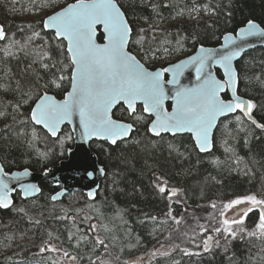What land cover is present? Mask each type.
<instances>
[{"label":"trees","instance_id":"16d2710c","mask_svg":"<svg viewBox=\"0 0 264 264\" xmlns=\"http://www.w3.org/2000/svg\"><path fill=\"white\" fill-rule=\"evenodd\" d=\"M72 1L0 0V24L7 33V39L0 41V85L8 89L0 87V112L5 113L0 116V162L7 171L23 168L42 171L63 158L72 145V140H65L61 147L56 137L26 120L31 100L18 111L13 108L21 99L18 83L27 91V85L35 83L37 77L43 78L41 84L51 78L54 70L41 67L43 54L49 52L51 62L61 59L57 48L60 41L53 39V32L43 29V17L20 19L18 15L51 12L53 7L47 6L50 2L56 10ZM118 3L135 31L145 30L141 33L145 37V50L160 49L159 59L142 60L149 68L174 62L201 44L215 46L223 34L234 32L249 19L264 28V0H118ZM152 5L157 7L153 9ZM194 6L199 11L190 14ZM181 10L183 15H177ZM162 41L168 43L161 45ZM165 47L168 53L163 52ZM3 49L14 55L5 56ZM132 50L136 51V46ZM43 62L50 61L45 57ZM235 68L237 94L254 102L252 113L264 123V50L256 47L246 51ZM49 93L57 98L63 96V91L54 87ZM141 109L138 105L137 113L145 119L135 124L125 140H118L115 145L90 142L104 169L94 199L76 190L51 200L57 187L43 180L36 196L23 199L16 192L11 206L0 208V264H52L53 260L66 264L58 256L62 252L40 251L48 245L82 256L79 264H91L89 257L96 264L100 261L127 264L129 258L150 248L174 223L169 213L178 217L188 203L197 205L205 199L264 193V129H257L240 113L228 115L219 120L214 130L212 150L199 153L189 134L159 137L149 134V117ZM113 114L114 118L133 122L122 104ZM237 116L241 117L239 121ZM69 134L68 126L64 125L58 136L63 139ZM164 182L181 193L171 198L161 193L156 185ZM190 212L202 215L198 208ZM66 216L74 218L75 223L73 219H65ZM249 216L250 222H254L255 217ZM90 224L97 225L95 235L105 240L107 251L102 246L93 251L90 240L81 241L76 247V239L93 235L87 231ZM69 232L76 239L69 241ZM190 250L200 254L185 255L175 248L153 253L140 264H264V239L255 237L235 241L230 249L218 253Z\"/></svg>","mask_w":264,"mask_h":264},{"label":"snow or ice","instance_id":"6c2138e0","mask_svg":"<svg viewBox=\"0 0 264 264\" xmlns=\"http://www.w3.org/2000/svg\"><path fill=\"white\" fill-rule=\"evenodd\" d=\"M47 6L53 7V11L42 20V27L52 30L53 39L60 41L57 48L61 59L51 62V54L49 52L43 54L40 58L41 67L45 70H54L51 72V78L41 84L39 81L43 78L37 77L35 83L27 85V91H24L18 83L17 89L21 93V99L18 104L13 105V108L18 111L22 105L29 104L31 100L26 120L46 129L52 137L59 140L61 147L65 140L74 138L69 134L61 139L58 136L61 125L65 122L72 123L73 118L77 116L78 134L84 140L98 137L113 145L117 144L118 140H125L133 132L135 124L145 119L143 115L137 113V102L142 104L143 113L155 116V119L148 123L147 130L150 133L159 137L162 132L175 136L186 131L192 134L195 147L200 152L211 150L212 130L216 126L218 117L239 110L244 116L252 119L251 113L255 105L251 100H244L236 94L238 73L232 61L242 51V48L236 45V37L241 40L248 37H264V28L255 21L249 19L246 26L238 30L236 37L228 33L224 37L225 43L221 45V48L225 49L222 53H218L213 48H205L201 44L196 55L153 71L146 67L142 60L159 59L157 53L160 49L145 50V37L141 35L145 30L141 28L138 32L135 31L118 0H74L73 3H68L59 10H55L51 2ZM152 7L155 9L157 5ZM189 11L190 14L198 13L199 9L194 6ZM183 12L184 10H181L177 15H183ZM101 27L102 39L105 42L97 43L96 35ZM39 35L40 33H34V36ZM6 39V30L0 25V40ZM152 39L154 40L155 36ZM18 43L13 41V44ZM165 43L168 41H162L161 45ZM177 44H180V41H177ZM133 46H136V51L132 50ZM2 51L5 56L14 55L8 49ZM163 52L168 53L169 49L165 47ZM138 56H141V59H138ZM45 57L50 62H43ZM213 65H219L223 69L224 79L217 78L213 74L210 70ZM188 68L195 70L197 83L192 87L181 85L179 80ZM168 73H171V79L164 78ZM165 85L174 86V94L171 98L175 100V105L171 112L164 107L165 99L169 98ZM0 87L8 90L4 85ZM53 87L63 91L62 100H57L55 96L49 94ZM228 90H231L232 98H222L221 93ZM118 104L126 105L125 111L131 117L132 123L114 118L112 109ZM4 115V112H0V116ZM236 119L239 121L241 117L237 116ZM252 123L264 128V124H257L254 119ZM99 171L103 173L104 169L100 168ZM0 173H3L0 176V208H9L12 204L10 192L14 189H9V173L4 170L3 165H0ZM28 174V170L25 169L20 173H11V178L16 179ZM87 175L91 177L93 172H88ZM156 186L169 198L177 195L179 191L175 188L169 189L166 182ZM21 188L25 195L31 190L39 191L34 185H21ZM93 195L94 193H89L90 197ZM56 198V196L52 197L53 200ZM240 205L245 207L238 209L237 206ZM210 207L213 212L208 213L207 226L200 224L199 218L193 216L197 221L196 227L199 232L194 230L191 239L192 242L197 238L200 239L196 247L203 252H209L213 243L216 247H220L221 239L226 243L237 239L244 240L245 237L264 239V198L247 194L221 202L220 208L217 207L216 202H210ZM233 209L236 211H233L230 218L228 212ZM254 209L259 210V215L254 227L250 229L246 224V218ZM169 216L177 225L184 221L183 217L177 218L171 216V213ZM64 218L73 219L75 223L72 217ZM96 229V224H90L87 231L93 233L91 237L85 234L76 239L74 234L69 232L68 239L69 241L76 239V247H79L81 241L90 240L94 244L93 251L95 247L101 246L107 251L109 246L104 239L95 235ZM182 235L187 236V233ZM40 251L62 252V258L66 259L68 264H79L83 259L82 256L73 255L70 251L55 245L42 247ZM182 251L185 255L200 254L189 249ZM89 260L91 264H96L91 257ZM52 264H61V261L53 260ZM100 264L107 262L100 261Z\"/></svg>","mask_w":264,"mask_h":264},{"label":"water","instance_id":"95a60500","mask_svg":"<svg viewBox=\"0 0 264 264\" xmlns=\"http://www.w3.org/2000/svg\"><path fill=\"white\" fill-rule=\"evenodd\" d=\"M73 2L74 1L68 2V3H73ZM67 4L63 5L62 7L66 6ZM56 10H59V8L56 9ZM51 13H52V11L49 12L47 15H50ZM47 15H45L44 18ZM256 23L259 25L258 22H256ZM246 24H247V21L243 25H241L238 28H236L234 32H227V33L223 34L221 39H220V43L219 44H217L215 46H204V47L205 48H213V49H216L218 53H222L223 51H225V49L221 48V45H223L225 43L224 37L228 33H231L233 37H236V33L238 32V30L241 27H245ZM261 28H263V27H261ZM44 30L52 32V30H50V29H44ZM99 34L101 35L100 40L98 39V35ZM102 34H103V29L101 27L97 31V35H96L97 43H104L105 42L102 39ZM0 41H2V40H0ZM64 43L66 45L67 42L65 41ZM236 45H239L242 48V51L240 52V55L234 57V59L232 61V64H233V67H234L235 70H236L235 63L242 57V55L246 51H248L250 49H253V48H256V47H260V48H262L264 50V37H259V36H257V37H248L247 39H244V40H241L240 38L236 37ZM199 47H200V45L197 46L195 48V50L193 52H191L190 54L185 55V56L177 59L176 61L168 63V64H175V63H178L181 60L186 59L188 56L196 55L197 54V50H198ZM168 64H166L163 67L168 66ZM159 68H161V67H156L154 69H150L149 68V69L154 71V70H157ZM210 70L213 72V74L215 76H217V78H220V79H224L225 78L223 76V69H221L219 67V65H213ZM164 78L165 79H171L172 78L171 73L165 74ZM179 80H180V84L183 85V86H187V87L194 86L197 83L194 68L186 69L184 71L183 75L179 77ZM165 89L168 92V97L169 98L165 99L164 107L169 112H171L173 110L174 105H175V100L171 98L172 95L174 94V86L173 85H165ZM225 93H227V95H228L227 99H231L232 98L231 90H228L227 92L221 93L222 98H223V95ZM49 94L53 95L52 93H49ZM236 94H237V92H236ZM240 97L242 99H244V100H250V99H248L246 97H243V96H240ZM56 99L57 100H62L63 96L60 97V98L56 97ZM118 105L114 106V108L112 109V112ZM137 105H140L142 107V104L140 102H137ZM123 107L126 108V105H123ZM235 113H240L241 116L245 120L250 122V123H252V119H254L257 122V124H264V123L259 122L254 117L253 113H251L252 119H249L248 117L244 116L242 112L237 110L236 112L227 113L224 116L218 117V119L216 121V126H217V124H218V122H219V120L221 118H224V117H226L228 115H232V114H235ZM144 114L147 115V116H150V120L155 119L154 115H150V114H147V113H144ZM125 122L126 123H131V122H128V121H125ZM64 125L68 126V128L70 130V133H71V135H73L74 138L72 140V145L66 149L65 156L63 158L59 159L57 163L46 167L42 171H34V170H30L29 168L12 169L10 171H7V170L4 169L6 172L9 173V179H8L9 189H14V191L10 192L11 201H12V196L16 192H19L20 197L23 198V199H25L27 197L36 196L39 193V191H40L39 184L43 180L50 181L53 186H57V187L59 186L58 190L55 191L51 195V200H53L52 199L53 196H56L57 198L55 200H58L64 194L72 192V191H76V190L84 192L89 199H94L95 198V194H96V191H97V189L99 187V183H100V181H101V179H102V177L104 175V171H103V173H101L99 171V169L102 168V166H101V164L98 163L97 156H96L95 152L90 147V142L93 141V140H96V141H106V140H103V139L98 138V137H92V138H90L88 140H84L82 137H80L79 134H78L79 133V118H78V116L73 118L72 123L69 124L68 122H65V124L61 125V129H62V127ZM253 125L257 129H264V128L257 127L256 124H253ZM36 126H39L49 136H51V134L48 133L47 130L44 129L42 126H40V125H36ZM216 126L212 130V137H213V133H214V130H215ZM147 129H148V124H147ZM148 133L153 135V136H155L153 133H150L149 131H148ZM184 133L190 135V138H191V140H192V142L194 144V147H195V141H194L191 133H188V132L185 131V132H180V133H177V134H184ZM161 134L172 135L171 133H164V132H162ZM53 138H55V137H53ZM106 142L111 144L109 141H106ZM212 147H213V145H212ZM196 150L199 153H208L209 152V151L208 152H200L198 148H196ZM211 150H212V148H211ZM0 165H2L1 162H0ZM25 169L28 170V173H29L28 175L21 176V177H18L16 179H12L11 178V173H20V172H23ZM88 172H93V175L91 177H89L87 175ZM2 175H3V173H0V176H2ZM21 185H34L36 188L39 189V191L31 190V191L28 192L27 195H25L24 190L21 188ZM90 192L94 193V195L91 196V197L89 196ZM244 207H241V208H238V209H243ZM1 209H6V208H1Z\"/></svg>","mask_w":264,"mask_h":264},{"label":"rangeland","instance_id":"374dc122","mask_svg":"<svg viewBox=\"0 0 264 264\" xmlns=\"http://www.w3.org/2000/svg\"><path fill=\"white\" fill-rule=\"evenodd\" d=\"M49 10H46L44 12H39L38 14H34V13H27L26 15L20 14L18 15V17L20 19H24V17H28V18H33L35 19L36 16H42L44 18L45 15H47L49 12ZM46 12H48L46 14ZM42 18V19H43ZM253 102V101H252ZM254 103V102H253ZM160 184V183H158ZM167 187L169 189H172L171 185H167ZM181 192H178L177 195H179ZM248 194H255L257 195L258 198H264V193H248ZM247 194H243V195H238V196H233L230 198H226V199H205L202 201H199L194 205H190L189 203L187 204L186 208H183V211L178 215L177 218L183 217L184 221L180 224L177 225L174 221V223H172L170 225V227L162 234L160 235V237H158L153 245L146 249V251L144 250L143 252L132 256L131 258H129L127 264H140V262L142 260L148 259L149 256H151L153 253H158V252H166V251H170L173 250L175 248L177 249H196V244L200 243V239L197 238L195 240V242H192V237L194 235V230L195 232H199V229L196 227V223L197 221L193 219V216L198 217L199 218V223L200 224H204L205 226H207V222H208V213L213 212V209L210 207V202H216L217 203V207L220 208L221 207V202H227L231 199H235L237 197H241ZM183 196V195H182ZM184 198V197H183ZM185 199V198H184ZM186 201V200H185ZM238 208L244 207V205H240L237 206ZM200 209L202 211V215H194L192 214L190 211L192 209ZM233 211H236V209L230 210L228 212V216L231 218L232 217V213ZM242 214V212H241ZM249 215H252L255 217V221L254 222H250V216H248L246 218V224L247 226L251 229L254 227V223L256 222V220L258 219V215H259V210H254L252 213H249ZM192 219V221L189 220ZM178 229V230H177ZM182 233H187V236L182 235ZM237 240H233L231 241V243H226L223 239L220 240V247H216L213 243V246L211 248V252H222L225 251V248L230 249L232 244ZM177 245H179V247H176ZM201 250V249H200ZM61 255V256H60ZM58 255L61 259L62 258V254ZM63 261L68 264V261L66 259H63Z\"/></svg>","mask_w":264,"mask_h":264},{"label":"flooded vegetation","instance_id":"af4514ba","mask_svg":"<svg viewBox=\"0 0 264 264\" xmlns=\"http://www.w3.org/2000/svg\"><path fill=\"white\" fill-rule=\"evenodd\" d=\"M168 64V63H167ZM166 65V64H165ZM165 65H163V66H165ZM163 66H156V67H163ZM155 67V68H156ZM150 69H154V68H150ZM223 98H225V99H227L228 98V95H227V93H225L224 95H223ZM138 106V105H137ZM140 106V105H139ZM142 108V107H141ZM142 110V109H141ZM144 114V113H143ZM149 117V121H150V116H148ZM148 121V122H149ZM148 124V123H147ZM57 187V186H56ZM58 188H59V186L56 188V190L55 191H57L58 190ZM13 197V196H12Z\"/></svg>","mask_w":264,"mask_h":264}]
</instances>
